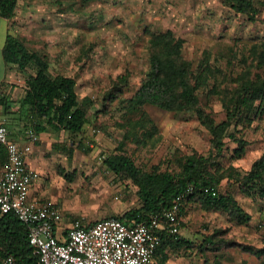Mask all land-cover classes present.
<instances>
[{"label":"rangeland","instance_id":"rangeland-1","mask_svg":"<svg viewBox=\"0 0 264 264\" xmlns=\"http://www.w3.org/2000/svg\"><path fill=\"white\" fill-rule=\"evenodd\" d=\"M12 19L13 34L46 54L52 75L75 78L78 100L87 110L81 132L59 133L67 146L57 171L56 201L65 221L122 215L142 204L137 184L105 162L119 153L123 141L124 153L143 170L178 169L185 155L213 150V135L198 110L133 104L150 70L154 33L170 30L184 40L183 55L201 81L198 108L218 122L227 119L232 96L244 81L264 78V64L253 52L264 43V6L252 20L223 0H19ZM13 69L25 83L34 73L32 67ZM124 81L117 97L105 99L111 87ZM260 102L264 98L254 110L236 115L228 129L248 141L241 157L234 156V137H225L222 160L242 173L264 153V107L256 110ZM20 109L28 120V109ZM228 183L225 178L222 190L232 192L251 220L243 223L227 211L205 207L200 199L185 202L181 229L193 231L195 238L182 244L181 259L191 264H264V256L254 253L264 247V199Z\"/></svg>","mask_w":264,"mask_h":264},{"label":"trees","instance_id":"trees-1","mask_svg":"<svg viewBox=\"0 0 264 264\" xmlns=\"http://www.w3.org/2000/svg\"><path fill=\"white\" fill-rule=\"evenodd\" d=\"M55 1L60 4L63 2V0ZM79 1L88 3L94 0ZM223 1L252 20L258 19L261 7L264 6V0ZM18 2L19 0H0V15L12 19L18 8ZM150 42V70L132 98L133 104L136 107L151 104L171 111L198 110L199 117L213 135V150L208 155L199 153L185 155L180 160L178 169L155 167L151 170H143L124 153L125 141L121 142L118 146L119 153L109 156L105 161L106 165L114 173L125 175L137 184L142 204L127 210L122 215L112 216L126 222H137L148 218L152 212L171 206L180 193L188 187H193L185 202L200 199L209 209L227 211L239 221L249 222L250 214L238 203L230 190H222V182L227 178L229 185L237 184L242 192L255 199H264V153L245 173L232 165L225 166L222 158L226 136H233L237 141V146L233 149L234 156L241 157L244 154L248 141L243 137L228 134V129L236 115L242 116L243 112L254 110L255 102L263 100L264 78L259 80L250 78L244 81L232 96L234 106L229 105L227 119L218 122L198 108L199 97L196 89L201 81L195 78L192 61L183 55L184 40L176 38L173 32L168 30L154 33ZM253 52L259 62L264 64V43L261 44V48L255 47ZM4 57L7 64L16 65L20 71H25L29 67L34 69V73L26 78L25 93L20 104L28 109L27 115L30 121L35 118L34 123L38 130H44L42 124L47 122L57 129L64 128L70 133L82 131L87 122V110L78 100L74 77L63 74L52 75L46 54L30 49L26 42L14 34L7 36ZM123 84L125 81L111 87L105 99L117 97ZM2 100L0 98V101ZM263 107L264 104L260 102L256 110L259 111ZM147 119L150 120L149 117ZM141 120L137 123L144 125L145 121ZM6 158V147L0 144V163ZM206 186H214L217 194L206 192L204 190ZM184 205L180 211L181 217ZM166 242L180 245L187 241L182 236L175 239L165 234L158 248ZM254 253L258 257H263L264 247L255 250ZM8 255L15 257V264L38 262V254L28 239V225L14 212H0V259Z\"/></svg>","mask_w":264,"mask_h":264},{"label":"built area","instance_id":"built-area-1","mask_svg":"<svg viewBox=\"0 0 264 264\" xmlns=\"http://www.w3.org/2000/svg\"><path fill=\"white\" fill-rule=\"evenodd\" d=\"M26 134L29 143L21 145L10 138L5 119L0 120V144L7 150L6 160L0 164V212H14L28 225L29 242L38 254L37 264H150L165 234L180 238V211L193 187L180 193L171 206L137 222L108 216L87 223L79 217L60 231V209L52 202L30 196V187L40 173L27 166L25 157L40 136L33 126ZM204 190L217 194L214 186ZM0 264H15V257L5 256Z\"/></svg>","mask_w":264,"mask_h":264},{"label":"crops","instance_id":"crops-1","mask_svg":"<svg viewBox=\"0 0 264 264\" xmlns=\"http://www.w3.org/2000/svg\"><path fill=\"white\" fill-rule=\"evenodd\" d=\"M12 23L13 19L0 15V98L3 99L0 101V120L5 119L10 138L21 145L29 143V138L26 134L28 128L33 126L39 133V140L35 142L32 151L25 157L27 166L40 173V177L33 181L30 187V196L31 198L52 202L58 207L62 213V219L58 222L59 230L65 231L75 218H69L65 221L63 211L56 201L58 194H60L59 188L56 187V177H58L57 171L62 157V149L67 146L61 143L64 141L59 138V133L67 130L64 128L57 129L53 124L47 122L42 124L45 127L44 130H38L34 123L35 118L31 121L29 119L26 120V113L24 114L20 109V100L24 96L23 93V96L20 95V91L25 93L26 83L22 81L17 71L13 69L15 65L7 64L4 57L7 36L14 33ZM84 220L90 223L98 219L91 221L84 218ZM194 234L191 230L181 229V236L188 244L194 241ZM183 249L182 244L177 245L176 243L166 242L162 247L158 248L150 264H191L189 260L181 259L182 254L180 253Z\"/></svg>","mask_w":264,"mask_h":264}]
</instances>
